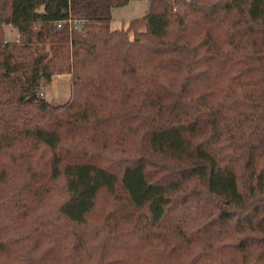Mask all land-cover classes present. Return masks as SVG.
Wrapping results in <instances>:
<instances>
[{
  "label": "trees",
  "instance_id": "16d2710c",
  "mask_svg": "<svg viewBox=\"0 0 264 264\" xmlns=\"http://www.w3.org/2000/svg\"><path fill=\"white\" fill-rule=\"evenodd\" d=\"M127 1L0 0V264H264V0Z\"/></svg>",
  "mask_w": 264,
  "mask_h": 264
},
{
  "label": "rangeland",
  "instance_id": "374dc122",
  "mask_svg": "<svg viewBox=\"0 0 264 264\" xmlns=\"http://www.w3.org/2000/svg\"><path fill=\"white\" fill-rule=\"evenodd\" d=\"M147 5L148 0H128L123 4L113 6L110 27H126L130 19L141 17L144 14ZM16 36V30L11 25L6 24L5 37L14 39ZM129 36L132 37V31L129 32ZM39 90V94L49 100L54 102L65 101L71 93L70 74L67 65H65L64 71L55 72L49 79L42 82ZM107 202L102 200L98 205L94 219L95 222H102L100 229L104 227L103 232L105 228L112 230L114 226V219L110 217L109 213L111 204Z\"/></svg>",
  "mask_w": 264,
  "mask_h": 264
},
{
  "label": "crops",
  "instance_id": "0c3cea01",
  "mask_svg": "<svg viewBox=\"0 0 264 264\" xmlns=\"http://www.w3.org/2000/svg\"><path fill=\"white\" fill-rule=\"evenodd\" d=\"M8 25H11V24H8ZM15 30H16V35H18L17 34V28L15 27V26H13V25H11ZM112 28V27H111Z\"/></svg>",
  "mask_w": 264,
  "mask_h": 264
},
{
  "label": "built area",
  "instance_id": "2783aa9c",
  "mask_svg": "<svg viewBox=\"0 0 264 264\" xmlns=\"http://www.w3.org/2000/svg\"><path fill=\"white\" fill-rule=\"evenodd\" d=\"M57 24L59 25L60 24V21ZM16 39L18 40V35L16 36Z\"/></svg>",
  "mask_w": 264,
  "mask_h": 264
}]
</instances>
